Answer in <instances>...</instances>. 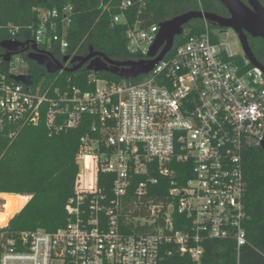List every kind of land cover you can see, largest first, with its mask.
<instances>
[{
  "label": "built area",
  "instance_id": "2783aa9c",
  "mask_svg": "<svg viewBox=\"0 0 264 264\" xmlns=\"http://www.w3.org/2000/svg\"><path fill=\"white\" fill-rule=\"evenodd\" d=\"M136 2L140 11L144 2ZM133 3L122 0L117 12L100 6L112 25H125L126 50L137 56L131 59H148L158 22L130 21ZM32 11L35 18L24 26L0 25L7 39L25 41L18 37L24 28L38 49L57 50L59 60L74 56L76 50L67 51L72 6ZM203 22L202 33L147 73L110 80L92 72L85 80L89 89L34 82L26 53L10 55L0 74V137L42 119L54 132H66L86 117L92 136L81 137L75 155L82 184L66 202L65 225L9 237L0 232V264H161L173 252L201 264L205 239H232L238 260L247 219L242 148L264 135V74L242 48L238 53L227 40H216L225 28ZM13 74L30 75V85ZM176 163L189 165L180 185ZM100 174L108 175L109 191L98 185ZM161 177L168 184L156 199L150 190ZM3 204L0 196V211Z\"/></svg>",
  "mask_w": 264,
  "mask_h": 264
},
{
  "label": "trees",
  "instance_id": "16d2710c",
  "mask_svg": "<svg viewBox=\"0 0 264 264\" xmlns=\"http://www.w3.org/2000/svg\"><path fill=\"white\" fill-rule=\"evenodd\" d=\"M122 0H0V25L14 23L24 26L34 18L33 7L47 8L69 4L72 6V20L67 33L68 52L76 50L75 55H84L92 47L108 57L116 60L137 58L126 50L124 24H111L109 13L104 11L102 4L117 12V5ZM128 8V18H136L148 22H160L177 14L190 10L215 12L228 16L227 10L220 5L219 0H143L144 7L139 11L136 0ZM245 2V0H242ZM264 5V0H260ZM204 30L202 19L190 20L183 26V33L176 36L174 48L191 35H199ZM8 37L5 28L0 27V40ZM18 37L27 40L29 31L22 28ZM248 42L257 60L264 65V40L248 37ZM52 54L60 58V53L53 50ZM24 58L29 66V72L34 82L44 78V84L78 85L91 88L85 83L86 77L92 73L84 66L74 72L48 73L45 68ZM7 62L0 59V74L6 72ZM96 76L110 80L120 77L101 71ZM68 80V81H67ZM91 135L90 117L74 129L56 133L45 125L42 119L36 125H20L12 137L7 133L0 137V192L18 195L16 211L7 226L0 229L3 236H17L23 231L44 228L54 231L65 225L67 213L65 205L74 192V185L82 184V176L77 172L75 155L80 149L81 137ZM242 168L246 184L244 202L247 219L244 222L246 244L240 248L237 260V250L232 239H205L204 254L201 264H264V152L259 144L248 142L242 148ZM189 166V165H188ZM187 165L176 163L175 168L178 184H182L184 168ZM189 176V172H186ZM107 174H100L98 185L106 186L109 191L111 181H106ZM16 185V189H7V185ZM167 179L161 177L160 185L151 188V193L159 199L166 192ZM89 185V183H88ZM132 188L130 189V191ZM31 197L28 200V195ZM26 203V204H25ZM176 227L182 217L174 216ZM180 228V227H179ZM127 232L130 229H125ZM168 248H171L170 246ZM164 251V249H163ZM161 264H193L187 256L176 252L163 255Z\"/></svg>",
  "mask_w": 264,
  "mask_h": 264
},
{
  "label": "water",
  "instance_id": "95a60500",
  "mask_svg": "<svg viewBox=\"0 0 264 264\" xmlns=\"http://www.w3.org/2000/svg\"><path fill=\"white\" fill-rule=\"evenodd\" d=\"M227 10L228 16H221L215 12L204 10H190L177 14L171 18L158 22V32L149 46L148 59H125L116 60L108 57L101 51H95L92 47L84 55H68L61 60L51 53L40 50L29 39L25 41L6 39L0 41V47L5 53H0V58L8 62L13 53L25 52L29 60L41 65L52 74L58 71L74 72L85 67L92 72H109L124 79H133L142 73L150 71L174 45V39L183 33V26L192 19H202L220 28H231L241 44V48L250 62L259 68L264 74V65L260 63L252 52L248 37L261 38L264 40V5L260 0H219ZM33 42V41H32ZM72 65H66V63ZM12 79L16 82L30 85L31 78L28 74H13ZM264 152V135L259 143Z\"/></svg>",
  "mask_w": 264,
  "mask_h": 264
},
{
  "label": "bare ground",
  "instance_id": "6f19581e",
  "mask_svg": "<svg viewBox=\"0 0 264 264\" xmlns=\"http://www.w3.org/2000/svg\"><path fill=\"white\" fill-rule=\"evenodd\" d=\"M0 196L4 199L3 209L0 211V226H4L15 214L18 195L15 193H1Z\"/></svg>",
  "mask_w": 264,
  "mask_h": 264
},
{
  "label": "rangeland",
  "instance_id": "374dc122",
  "mask_svg": "<svg viewBox=\"0 0 264 264\" xmlns=\"http://www.w3.org/2000/svg\"><path fill=\"white\" fill-rule=\"evenodd\" d=\"M200 1H202V0H200ZM209 1H211V0H209ZM212 1L214 2V0H212ZM223 30L227 31V33H225L223 31V33H221V34H219V36H217L216 40L219 38L227 40L231 44L232 48L235 51H237L238 53H240L241 52L240 51L241 44H240L238 37L236 36L235 32L231 28H225ZM7 189L14 190V189H16V185H14L13 183L11 185H7Z\"/></svg>",
  "mask_w": 264,
  "mask_h": 264
},
{
  "label": "flooded vegetation",
  "instance_id": "af4514ba",
  "mask_svg": "<svg viewBox=\"0 0 264 264\" xmlns=\"http://www.w3.org/2000/svg\"><path fill=\"white\" fill-rule=\"evenodd\" d=\"M247 0H245V2H246ZM220 3V2H219ZM220 5L222 6V4L220 3ZM228 13V12H227ZM210 23V22H209ZM210 25H212L211 23H210ZM213 26V25H212ZM258 38V37H257ZM7 38H5L4 40H6ZM0 41H2V40H0ZM4 51V49L3 48H1L0 47V53H2ZM66 65H72V64H69L68 62L66 63Z\"/></svg>",
  "mask_w": 264,
  "mask_h": 264
}]
</instances>
